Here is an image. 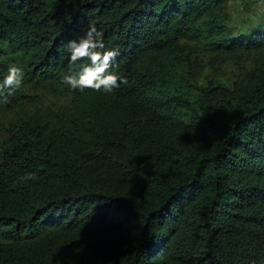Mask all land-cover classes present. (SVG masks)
<instances>
[{"label":"trees","instance_id":"16d2710c","mask_svg":"<svg viewBox=\"0 0 264 264\" xmlns=\"http://www.w3.org/2000/svg\"><path fill=\"white\" fill-rule=\"evenodd\" d=\"M227 1L0 0V81L24 73L0 105L68 100L8 130L0 264H264V58L255 87L189 116L172 72L182 41L264 53V15L239 30ZM89 24L118 52L111 93L62 83Z\"/></svg>","mask_w":264,"mask_h":264},{"label":"rangeland","instance_id":"374dc122","mask_svg":"<svg viewBox=\"0 0 264 264\" xmlns=\"http://www.w3.org/2000/svg\"><path fill=\"white\" fill-rule=\"evenodd\" d=\"M264 15V0H228L226 17L230 26L250 30ZM180 61L172 67L174 86L190 104L191 113L203 107L233 103L245 90L257 84L264 53L240 52L222 55L210 52L202 41H182ZM68 100L57 94L32 88L25 90L18 107L0 105V154L13 123L36 114H52L67 105Z\"/></svg>","mask_w":264,"mask_h":264},{"label":"clouds","instance_id":"9594fccd","mask_svg":"<svg viewBox=\"0 0 264 264\" xmlns=\"http://www.w3.org/2000/svg\"><path fill=\"white\" fill-rule=\"evenodd\" d=\"M103 34L89 24L84 34L77 39L70 40L66 47L69 55V64L72 71L65 74L62 83L72 90L91 89L95 92L111 93L120 83H126L113 70V61L118 55L116 50L105 48ZM23 70L15 64L8 66L7 74L0 81V99L7 102L15 89L23 82ZM22 180L35 179L34 173H26Z\"/></svg>","mask_w":264,"mask_h":264}]
</instances>
